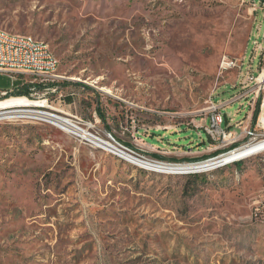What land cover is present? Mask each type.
<instances>
[{
    "label": "rangeland",
    "instance_id": "rangeland-1",
    "mask_svg": "<svg viewBox=\"0 0 264 264\" xmlns=\"http://www.w3.org/2000/svg\"><path fill=\"white\" fill-rule=\"evenodd\" d=\"M0 29L46 42L68 83L0 102L55 109L73 93L64 117L169 165L264 141V129L248 135L264 93L249 81L264 68V0H0ZM223 57L242 62L221 71ZM13 77L19 88L29 80ZM226 101L217 109L226 131L252 112L233 143L211 139L197 121L210 122L212 105ZM135 128L159 134L146 140L158 149L197 157L150 155L128 143ZM116 155L48 121L0 120V264H264V151L239 167L186 174Z\"/></svg>",
    "mask_w": 264,
    "mask_h": 264
},
{
    "label": "built area",
    "instance_id": "built-area-1",
    "mask_svg": "<svg viewBox=\"0 0 264 264\" xmlns=\"http://www.w3.org/2000/svg\"><path fill=\"white\" fill-rule=\"evenodd\" d=\"M256 11V10H255ZM51 48L50 46L45 43H35L30 38H25V40H18V38H7V35L0 33V74H4L11 79L15 78L16 76H25L29 78V80H25L26 84L34 87H40L42 90V95L47 94L48 92L54 93L56 88L59 86L63 79L57 78L55 76V66L60 65L59 61L53 60L51 58ZM242 60H230L226 57H223L220 64V70H227V69H238ZM264 79V68H262L259 74L255 77H250L249 81L253 83V85H257V96L258 93L264 91V85L261 84L262 80ZM18 90V89H16ZM32 90V89H31ZM13 91V90H12ZM11 91V92H12ZM8 92H1L0 96L6 95ZM261 103V114L259 120L255 123L253 128V132L249 131V136H262L260 134H256L257 129H264V119L262 116V107L264 102V93ZM233 100V99H232ZM235 101V100H234ZM233 102V101H231ZM227 105L226 103L217 104V106L211 107L213 114L210 119V123L208 125H203L201 128L204 130L205 134L210 137L211 139H219L222 142H229L233 143L234 138L232 137V133L230 131H226L222 124L223 117L220 111L217 109ZM27 108H31L29 110L35 112H43L48 113L50 115H54L56 117H60L66 120H69L71 126L75 128V132L69 133L74 139L78 140L79 142H87L92 144L96 148H103L99 147L97 144L108 142V140H116L110 134H106L105 138H103L99 132L95 128V124L89 121H83L77 117L69 116L64 117L61 112H58L52 109L49 106H29ZM35 108V109H34ZM48 108L51 112H46L43 109ZM34 109V110H33ZM38 109V110H36ZM256 127V128H255ZM264 131V130H263ZM106 151V150H105ZM108 152V151H107ZM122 152L139 159L141 161H151L145 159L143 156L136 154L133 150H130L124 146H122ZM156 164H163L162 162L156 161ZM169 165V164H163ZM175 166V165H173ZM179 166V165H177Z\"/></svg>",
    "mask_w": 264,
    "mask_h": 264
},
{
    "label": "bare ground",
    "instance_id": "bare-ground-1",
    "mask_svg": "<svg viewBox=\"0 0 264 264\" xmlns=\"http://www.w3.org/2000/svg\"><path fill=\"white\" fill-rule=\"evenodd\" d=\"M0 33L7 35V38H18V40H25V38H30V35L13 34L2 29H0ZM31 39L35 43H45L44 41L36 39L33 36H31ZM51 58H53V60L55 61H58L52 50H51ZM58 70H59V65H56L55 76H57V78L64 80L65 77L61 76L58 73ZM261 82H262L261 84L264 85V79ZM30 105L33 104L22 98H10L3 102H0V120L26 117L29 118L30 120L34 119V120H43L45 122L48 121L49 123L56 125L61 130L67 131L69 133H73L76 131L75 128L71 126L69 120L56 117L54 115H50L48 113H43V112L37 113L35 111H25L23 109H19L21 107H26ZM263 106H264V102H263ZM14 108H18V109H14ZM10 109L13 110L9 111ZM97 145L103 148L104 150L108 151V153H112L114 155L117 154L120 158L126 160L127 162H130L131 164L139 166L145 170L147 169L149 171L160 172L164 174H173V173L186 174L189 172H202L203 170H209L218 166H224L226 164H230L234 161L245 159L247 157H250L252 155L264 151V141H260L257 143L241 146L235 150H232L224 155L219 156L218 158L200 164L173 166V165L156 164V161H141L139 159L131 157L122 152V145L116 140H108V142H105L104 144L101 143Z\"/></svg>",
    "mask_w": 264,
    "mask_h": 264
},
{
    "label": "crops",
    "instance_id": "crops-1",
    "mask_svg": "<svg viewBox=\"0 0 264 264\" xmlns=\"http://www.w3.org/2000/svg\"><path fill=\"white\" fill-rule=\"evenodd\" d=\"M59 67H60V65H59ZM17 83H18L17 80L13 79V81H12L11 78H9L8 76H6L4 74H0V93L1 92H11L12 90L18 89L19 85ZM67 84H68L67 81H63L59 84L58 87H61L62 85H67ZM69 86H72V85L70 84ZM73 96H74L73 93L68 95V98L66 99L67 103H64L66 105V107H69L72 104H74V103H72L73 102ZM226 102H224V103H226ZM220 104H223V103H219V105ZM250 106H252V105H250ZM66 107H62L60 105V102H59V104L56 106V108L54 110L61 112V113H65ZM223 107H225V106H223ZM247 110L248 111L246 113L245 119L242 121V123L236 124L233 129H230V132L232 134L235 133L234 129L239 130L238 133H240V131L243 128H246L250 124L252 112H251V109H249V108H247ZM197 121H203L204 125H208L210 123L209 119L207 117L204 119H200V120L198 119ZM253 123H254V121L251 122V125H253ZM229 125H231V124H227V126H229ZM232 125H234V124H232ZM254 126H255V124L253 125V127ZM178 128H183V127L178 126L172 130H176ZM223 128H226V125H224ZM164 129H165V131H172L169 127H167V128L165 127ZM144 132L146 133V130L143 128H135L130 135V139L127 140L128 143L133 144V146H135V147L142 148V149L149 151V153H151L150 155L157 154V155H162V156H166V157L169 156V157H182V158L197 157V153H198L197 150H191V149L185 150V149H178V148L175 149V147H172L171 149H158V148L154 147L153 145L147 143L146 140L157 141L159 134H154L155 132H151V131H149V134H145ZM175 150H177V151H175Z\"/></svg>",
    "mask_w": 264,
    "mask_h": 264
},
{
    "label": "trees",
    "instance_id": "trees-1",
    "mask_svg": "<svg viewBox=\"0 0 264 264\" xmlns=\"http://www.w3.org/2000/svg\"><path fill=\"white\" fill-rule=\"evenodd\" d=\"M33 86H30L29 84L23 85L19 92H8L7 95H14V96H29V89H33ZM34 89H40V87H34ZM257 109L254 111L253 115L256 116L257 115V111H258V104H257ZM222 124L225 125L226 124V120L223 118L222 120ZM237 145L234 144L233 146H231V149L236 147ZM158 160H164L165 158L161 157V156H155ZM204 158H201V160H203ZM194 161H198V160H194ZM235 166L239 167L241 165V161H236L233 162ZM194 177H198V176H194Z\"/></svg>",
    "mask_w": 264,
    "mask_h": 264
},
{
    "label": "water",
    "instance_id": "water-1",
    "mask_svg": "<svg viewBox=\"0 0 264 264\" xmlns=\"http://www.w3.org/2000/svg\"><path fill=\"white\" fill-rule=\"evenodd\" d=\"M218 161H221V160H218ZM234 162H236V161H234ZM233 163V162H232Z\"/></svg>",
    "mask_w": 264,
    "mask_h": 264
}]
</instances>
